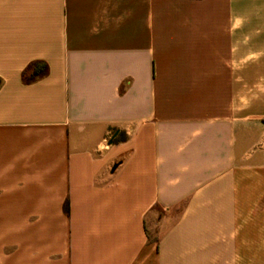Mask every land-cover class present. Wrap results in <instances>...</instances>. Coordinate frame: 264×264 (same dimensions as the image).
Listing matches in <instances>:
<instances>
[{
    "label": "crops",
    "instance_id": "obj_1",
    "mask_svg": "<svg viewBox=\"0 0 264 264\" xmlns=\"http://www.w3.org/2000/svg\"><path fill=\"white\" fill-rule=\"evenodd\" d=\"M0 264H264V0H0Z\"/></svg>",
    "mask_w": 264,
    "mask_h": 264
},
{
    "label": "trees",
    "instance_id": "obj_2",
    "mask_svg": "<svg viewBox=\"0 0 264 264\" xmlns=\"http://www.w3.org/2000/svg\"><path fill=\"white\" fill-rule=\"evenodd\" d=\"M48 74V68L45 64L35 63L29 66L22 74L23 82L26 84H31L38 79L46 76ZM124 138H119L115 142H122Z\"/></svg>",
    "mask_w": 264,
    "mask_h": 264
},
{
    "label": "water",
    "instance_id": "obj_3",
    "mask_svg": "<svg viewBox=\"0 0 264 264\" xmlns=\"http://www.w3.org/2000/svg\"><path fill=\"white\" fill-rule=\"evenodd\" d=\"M115 168H116V167H115ZM115 168H114V169H115Z\"/></svg>",
    "mask_w": 264,
    "mask_h": 264
}]
</instances>
